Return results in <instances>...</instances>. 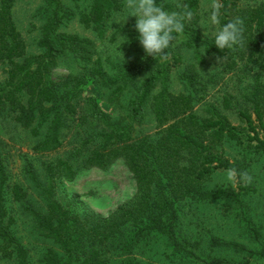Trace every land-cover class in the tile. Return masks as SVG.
Instances as JSON below:
<instances>
[{
  "label": "trees",
  "instance_id": "trees-1",
  "mask_svg": "<svg viewBox=\"0 0 264 264\" xmlns=\"http://www.w3.org/2000/svg\"><path fill=\"white\" fill-rule=\"evenodd\" d=\"M14 2L0 0V65L5 73L0 80V114L11 116L34 138L32 154L55 152L68 138L62 155L44 159L37 167L24 160L25 187L10 179L0 142V259L29 264L27 248L11 230L14 218L6 205L8 199L30 217L38 236L51 243L41 254L43 264H108L114 260L116 264H151L132 254L155 249L159 240L169 254L202 264H249L251 259L264 258L260 232L243 211V196L253 191L252 185L239 178L233 185L206 184L217 170L247 172L243 161L223 155L224 142L233 141L251 153L264 152V0L253 5L220 0L221 25L236 18L243 20L242 43L231 49L220 50L212 36L199 33L198 0L181 1L193 16L184 21L182 33H174L176 39L165 50L167 59L145 53L135 24L119 27L116 31L131 32L127 44L133 49L118 60L113 73L103 69L96 40L104 38L111 14L120 7L119 0H90L85 8L77 4L65 7L61 0H41L38 15L42 22L35 41L40 52L36 54L26 52L12 18ZM159 4L169 12L180 10L176 3ZM72 18L92 37L59 29ZM175 42L192 50L189 61L183 63L173 52ZM205 56L224 57V71L235 72L240 67L241 74L249 77L238 97L249 107L236 110L244 124L241 128L229 124L213 103L206 108L208 116L194 109L207 81L218 78L201 72ZM63 58L68 59L66 73L54 78L53 71ZM172 69L184 91L169 89ZM88 83L109 90V102H117L121 112L111 116L94 97L84 95ZM219 98L222 109L231 108L233 95L224 93ZM146 117L157 128L151 135L140 128ZM117 160L130 173L134 193L105 217L77 210L72 203L76 197L67 204L56 197L59 184L72 181L79 169H103ZM216 200L236 204L240 225L257 246L215 236L209 237L208 243L241 252V260L202 257L195 251L196 242H187L177 234L180 205Z\"/></svg>",
  "mask_w": 264,
  "mask_h": 264
},
{
  "label": "rangeland",
  "instance_id": "rangeland-1",
  "mask_svg": "<svg viewBox=\"0 0 264 264\" xmlns=\"http://www.w3.org/2000/svg\"><path fill=\"white\" fill-rule=\"evenodd\" d=\"M90 0H61L65 7L73 8L75 4L80 8H85ZM182 0H179L181 3ZM259 0H238L240 5H253ZM120 7L116 12L111 14L109 26L106 29L104 38L96 40L98 45V53L102 59L103 69L107 72H115L118 60L125 59L123 56L127 54L129 48L133 49V45H128L127 40L131 32L116 31L119 27L126 24L136 23V17H128L127 11L124 9V0H119ZM156 2L176 3L178 0H156ZM211 0H198V8L196 11V27L200 34L205 29L210 32L213 30L208 22L210 13ZM41 0H15L12 5V18L20 35L26 44V52L29 54L39 53L40 50L35 46L38 35V26L42 22L38 15V9ZM127 18V19H126ZM204 27V28H203ZM63 32L74 33L79 36L92 37V33L84 29L75 18L65 21L59 28ZM114 32V36L111 33ZM211 36V35H208ZM112 38V39H111ZM136 47V46H134ZM173 52L182 57L183 63L189 61L192 50L183 47L178 42L173 45ZM170 60V57H168ZM67 58H63L58 62L53 77L57 78L65 75L67 67ZM111 62V64L109 63ZM68 64H71L68 62ZM3 67L0 65V80L4 78ZM181 68V67H180ZM201 72L207 74H215L206 83L203 95L198 94L199 101L194 106L197 114L209 115L206 111L208 105L213 103L222 113L229 124L241 128L244 124L240 122L236 114L237 109L247 110L249 107L239 94L245 91L247 79L249 77L242 75L240 67L234 69L235 72L224 71L222 61L220 64L213 56H205L203 63L199 66ZM251 73V72H250ZM171 81L169 89L171 91H184V85L176 78L174 69L171 70ZM207 77V76H206ZM205 77V78H206ZM221 77V78H219ZM109 90L100 88L99 86L88 83L83 90L84 95L94 97L99 107L108 112L111 116H116L121 112L117 102L112 100L109 102L111 95ZM224 93H230L234 96L230 100L231 108L222 109L220 107V96ZM122 99H126L127 95H121ZM209 109V108H208ZM145 134H153L157 128L150 117H146L140 127ZM55 152L32 154L30 147L34 138L26 129L16 124L11 116H3L0 114V142L2 143V151H5L6 168L10 173V179L26 186V180L22 174V165L24 160L31 161L35 167L44 160L51 159L55 155H62L67 148L65 144ZM220 151V150H219ZM223 155L231 160L243 161L247 173L252 177L250 184L254 188L252 192L243 196L244 215L250 220L251 224L258 228L260 232V241L264 244V152L251 153L247 149H242L233 141L224 142L221 146ZM207 187H219L225 185H233L226 179V170H217L213 172L211 178L207 181ZM29 198H33L34 194L30 188L26 189ZM134 193V183L130 173L127 171L121 160L115 161L110 166L98 169H79L72 181H62L58 186L56 197L64 203L72 202L74 207L81 211L87 210L101 217H105L116 206L129 201ZM6 205L9 207L14 222L11 225L12 233L24 244L28 251L29 264H43L40 262L41 254L46 247L52 246L49 240L38 236L34 231L30 217L22 212L18 203L7 200ZM242 206V207H243ZM236 204L228 200H216L210 202H185L179 207V216L177 222V234L180 239L187 242H196V253L202 257H221L228 262L241 260L244 256L241 252L231 249L211 247L208 239L211 236L220 239L234 240L237 243L256 248L257 244L250 240L249 236L240 225L241 213ZM156 248L147 250L141 249L132 254L134 258L143 263L151 264H202L192 259L183 258L179 255L169 254V249L159 240L156 242ZM126 256H120L124 258ZM0 264H14L12 261H4L0 259ZM108 264H116V260ZM249 264H264V258L251 259Z\"/></svg>",
  "mask_w": 264,
  "mask_h": 264
},
{
  "label": "clouds",
  "instance_id": "clouds-1",
  "mask_svg": "<svg viewBox=\"0 0 264 264\" xmlns=\"http://www.w3.org/2000/svg\"><path fill=\"white\" fill-rule=\"evenodd\" d=\"M222 6L220 0H211L208 22L213 30L210 32L203 27L205 29L203 36L211 35L215 46L220 50L231 49L241 44L243 34V20L240 18L223 25L220 24ZM177 8L180 10L169 12L156 0H124V9L128 13L127 18L136 17L134 27L139 33L137 39L147 55L167 59L165 50L176 39L174 33H182L184 21L190 20L193 16L192 11L188 10L187 6L179 0ZM223 59L224 57H216L219 64ZM238 178L248 183L252 180L247 172L237 173L234 168L226 170L227 181L235 183Z\"/></svg>",
  "mask_w": 264,
  "mask_h": 264
}]
</instances>
